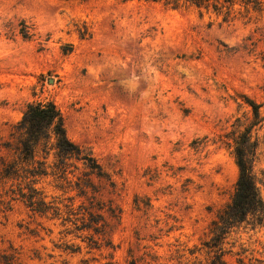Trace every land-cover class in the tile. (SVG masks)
Here are the masks:
<instances>
[{
    "label": "rangeland",
    "instance_id": "obj_1",
    "mask_svg": "<svg viewBox=\"0 0 264 264\" xmlns=\"http://www.w3.org/2000/svg\"><path fill=\"white\" fill-rule=\"evenodd\" d=\"M245 97L262 105L261 178L264 0L235 5L228 19L153 0H0V143L29 103L53 101L69 138L108 175L78 162L71 183L42 178L45 214L13 199L0 254L14 248L22 264L209 263L211 224L239 175L228 135L252 121ZM82 205L103 215L102 232L83 228ZM222 246L229 264L264 259V226L241 223Z\"/></svg>",
    "mask_w": 264,
    "mask_h": 264
},
{
    "label": "trees",
    "instance_id": "obj_2",
    "mask_svg": "<svg viewBox=\"0 0 264 264\" xmlns=\"http://www.w3.org/2000/svg\"><path fill=\"white\" fill-rule=\"evenodd\" d=\"M153 1L162 2L175 9L196 6L224 14L225 19L235 13L237 4L247 9H260L263 4V0ZM245 98L246 104L251 107L252 121L244 130H235L237 135H234L235 132L228 135L232 136L234 142V156L239 175L230 202L218 212L211 224V238L205 244L214 255H211L207 264H229L224 258L228 252L222 245L238 225L249 220L253 225L264 226V171L261 178L256 173L260 138L258 135L253 136L254 127L261 122L262 105L248 97ZM3 148L12 152V158L0 156V223L3 214L11 208V201L16 198L26 201L34 211L47 213L53 206L52 202L47 201V194L37 187V184L42 178L52 174L57 180L64 179L71 183L69 174L78 169V162L86 169V175L108 176L91 151L69 138L64 115L53 101L29 103L22 118L13 126L9 139L0 143V151ZM51 156L53 161H50ZM87 182L89 183L83 179L78 182L83 195L88 194L85 189ZM89 199L96 198L91 196ZM90 204V207L94 206L92 201ZM79 209L84 210V216L89 215L88 220L83 221V228H94L97 232H102L98 224L103 220V215L94 214L91 208L83 205ZM100 209L103 207L100 206ZM238 261L240 264H264V259L249 258L248 262H245L240 258ZM0 264H22L19 252L12 248L11 251L0 254Z\"/></svg>",
    "mask_w": 264,
    "mask_h": 264
}]
</instances>
